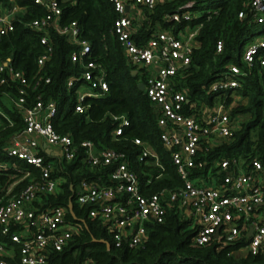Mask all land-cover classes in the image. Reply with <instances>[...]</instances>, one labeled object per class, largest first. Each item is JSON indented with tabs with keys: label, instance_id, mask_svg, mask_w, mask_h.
Listing matches in <instances>:
<instances>
[{
	"label": "trees",
	"instance_id": "16d2710c",
	"mask_svg": "<svg viewBox=\"0 0 264 264\" xmlns=\"http://www.w3.org/2000/svg\"><path fill=\"white\" fill-rule=\"evenodd\" d=\"M0 1L7 5L17 3L25 8L16 17L15 28L0 40V62L9 60L29 79L36 75L35 82L40 80L37 87H28L27 104L34 103L39 96L45 100L56 99L58 111L53 118L56 129L70 133L77 143L89 139L97 144L98 149L111 147L124 151L131 167L140 176L144 193L183 184L172 150L161 138L164 127L159 124V110L139 87L147 71L144 67L138 68L130 59L121 40L112 31L117 16L113 3L110 0H62V21L75 19L79 22L82 35L90 40L96 59L106 67L109 84L105 94L87 97L88 108L78 112L75 110L76 85H67L68 77L81 71V66L71 59L77 45L51 28L49 34L54 49L40 66L38 57L44 51L41 36L45 31L28 25V22L45 14V6L35 0ZM189 1L194 2L185 6ZM140 6L142 18L133 19V36L140 44H145L158 29L178 32L187 25L200 26L191 60L173 76L172 85L187 94L186 112H197L198 116L206 114L216 98L224 95V89L212 88L213 82L225 74L230 63L244 65L245 43L255 33L264 31V21L256 20L248 0H162L154 8ZM176 11H189L191 16L180 21L170 19L168 14ZM242 11L244 16H240ZM219 40L223 41L221 51L217 48ZM47 77L51 78L50 81H46ZM240 82L235 92L242 99L235 100L231 89L226 90V105H230L237 126L228 137L203 144L197 159L204 163L192 169L195 177L213 175L216 183L221 184L225 171L221 170L220 162L224 158L245 160L247 166L252 158L257 157L264 164V65L255 63L248 74L240 77ZM17 96L16 82L0 84V147L25 126L23 110L14 101ZM113 113H125L131 119V124L117 136L113 130L119 121L113 118ZM136 137L151 143L161 165L156 163L153 155L139 158L142 146L135 142ZM0 156L6 157L1 151ZM84 156L85 149L80 147L75 158L59 161L54 173L64 177L60 190L44 193L37 201L41 208L57 204L69 207L72 196L74 201V212L68 211L67 216L77 225V230L62 249L49 251L46 264H81L86 259H93L97 264H264V248L257 252L241 251L249 243L247 234L234 241L216 237L198 243L195 236L200 223H193L192 217L180 212L174 202L168 206L164 220L148 225L145 243L136 247L127 243L118 245L106 222L89 216L91 205L75 200L84 178L100 177L103 182L110 181L112 165L91 166ZM13 160L34 169L24 160ZM33 172V175L39 174L36 169ZM31 177L27 176L22 184Z\"/></svg>",
	"mask_w": 264,
	"mask_h": 264
},
{
	"label": "built area",
	"instance_id": "2783aa9c",
	"mask_svg": "<svg viewBox=\"0 0 264 264\" xmlns=\"http://www.w3.org/2000/svg\"><path fill=\"white\" fill-rule=\"evenodd\" d=\"M35 1L46 8L45 14L28 22V25L45 31L41 36L44 51L38 57L39 65H44L54 49L49 34L51 28L77 45L71 59L81 66V71L68 77L67 85H76L75 110L84 112L89 106L87 97L105 94L109 89L106 67L96 59L90 40L82 35L79 22L75 19L62 21V0ZM110 1L117 12L112 31L121 40L130 59L138 68L144 67L147 71L144 90L159 110V124L164 127L161 138L172 150L183 184L144 193L140 176L131 167L124 151L111 147L98 149L97 144L89 139L77 143L70 133L58 131L53 123L58 111L57 100H45L39 96L34 103L27 104L28 87H37L40 80L35 82L36 75L29 79L9 60L1 61L0 84L17 83L18 96L14 101L23 110L25 126L0 147L6 155L0 156V264H46L49 251L62 249L72 238L77 225L67 216L69 207L57 204L41 208L37 201L44 193L60 190L64 177L54 173L58 162L75 158L80 147L85 149L84 158L91 166L112 165V169L109 182L101 181L100 177L84 178L75 200L91 205L89 216L105 221L118 245L127 243L136 247L145 243L148 225L164 220L168 206L174 202L180 212L192 217L193 223H200L195 236L198 243L216 237L234 241L247 234L250 237L245 246L247 249L257 252L264 248L263 162L254 157L245 166V160L222 159L220 168L225 174L221 184L216 183L213 175L208 178L192 175V169L204 163L197 159L203 144L228 137L237 126L230 105H226V90L231 89V95H235L240 77L248 74L255 63L264 65V36L245 47L242 54L244 65L230 63L225 74L213 82L212 88L224 89V95L216 98L206 114L198 116L197 112L185 111L187 94L175 89L172 78L189 64L200 26L187 25L193 28L181 34L174 29H158L145 44H140L133 36V17L127 5L137 3L154 8L162 0ZM193 2L189 1L185 6ZM248 2L256 20L264 21V0ZM24 9L17 3L7 5L0 1V40L15 28V19ZM244 15V11L240 12V16ZM190 16L189 11L168 14L170 19L178 21ZM222 47L223 41L219 40L218 51ZM50 79L47 77L46 81ZM112 116L119 121L113 130L117 136L131 124V119L125 113H113ZM135 142L142 146L140 159L153 155L156 163L161 165L150 142L141 137H136ZM13 158L29 163L39 174L33 175L34 169L19 165ZM29 175L32 177L22 184ZM81 264L97 263L86 259Z\"/></svg>",
	"mask_w": 264,
	"mask_h": 264
},
{
	"label": "crops",
	"instance_id": "0c3cea01",
	"mask_svg": "<svg viewBox=\"0 0 264 264\" xmlns=\"http://www.w3.org/2000/svg\"><path fill=\"white\" fill-rule=\"evenodd\" d=\"M129 10H130V13L133 17V19H138L140 20L142 18V9H141V6L140 4H137V3H131V5L129 6ZM135 28V27H134ZM193 27H190V26H186L184 28H181L178 32L181 34L183 33L184 31H190ZM45 144V143H44ZM50 147H47V149H49Z\"/></svg>",
	"mask_w": 264,
	"mask_h": 264
},
{
	"label": "rangeland",
	"instance_id": "374dc122",
	"mask_svg": "<svg viewBox=\"0 0 264 264\" xmlns=\"http://www.w3.org/2000/svg\"><path fill=\"white\" fill-rule=\"evenodd\" d=\"M263 36H264V31L259 32V33H255L251 39H248L246 41L245 47H247L248 45H251V44L255 43L258 39H260ZM240 99H242V96L240 94L236 93L235 94V100H240ZM217 140H219V139H216L215 141H217ZM214 181H215V179H214ZM209 184H212V183H209ZM241 251L242 252H246L247 251V248L244 247Z\"/></svg>",
	"mask_w": 264,
	"mask_h": 264
},
{
	"label": "water",
	"instance_id": "95a60500",
	"mask_svg": "<svg viewBox=\"0 0 264 264\" xmlns=\"http://www.w3.org/2000/svg\"><path fill=\"white\" fill-rule=\"evenodd\" d=\"M127 8H129V5H127ZM134 72H137V70L135 69ZM139 87H140L141 89H144V88H145V82H144V81H140V82H139ZM69 210H70L71 212H74V201H73V196L70 198ZM252 230H253V228L250 229V233L252 232ZM218 234H219V230H218V232L216 233V235H218ZM108 245L111 246L110 243H108Z\"/></svg>",
	"mask_w": 264,
	"mask_h": 264
}]
</instances>
